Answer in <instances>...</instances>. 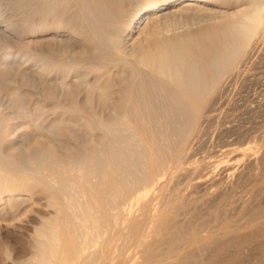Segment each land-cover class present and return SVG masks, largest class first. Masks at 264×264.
Here are the masks:
<instances>
[{"label": "bare ground", "instance_id": "bare-ground-1", "mask_svg": "<svg viewBox=\"0 0 264 264\" xmlns=\"http://www.w3.org/2000/svg\"><path fill=\"white\" fill-rule=\"evenodd\" d=\"M8 1L17 12L6 15L0 2V22L3 19L8 21L6 27L0 28V47L14 50L11 46L17 43L20 44V52L5 53L1 59L8 61L19 54L24 55L26 61L38 65L39 70L35 73L27 70L14 72L32 74V78L29 75L31 81L25 79L28 76L21 75L22 85L27 84L30 93H39L47 98L45 104L36 103L37 110L47 105L55 112L70 111L75 114L76 121H87L83 125L99 131L89 135V143L83 138L88 145L78 154L76 162L74 160L78 168H84V172L80 171L83 174L68 175L70 170L66 168L64 159L53 153L36 154L33 151L28 154L25 146L21 152L19 150L20 156L2 153L1 147L9 140L11 128H5L6 122H2L0 114V201L4 192H10L6 205L18 209L17 203L21 198L13 196L15 192L22 186L40 185L57 208L54 221H48V225L45 223L46 226L37 231L38 244L30 260L32 264H120L121 254L116 252L113 236L114 229L122 224L117 207L134 200L131 198L137 188V191H144L137 197L140 201L146 196L148 184L159 183L161 173L170 172L158 151L159 137L176 134L181 139L197 124L201 113L209 106L211 94L216 89L222 91L221 80L225 71L258 38L259 33L264 34V0L183 1L181 11L187 13L199 12L206 5L219 2L247 4L226 13L220 31L207 36L202 43L193 38L182 39L177 34L170 36L166 34L168 27L159 26L160 16L156 11L164 10L170 0ZM28 17L33 18L31 26L26 25ZM28 33L38 37L42 46L35 45L37 47L32 49L26 45L23 38ZM6 68L12 70L11 63L5 65ZM0 75L5 74L2 72ZM11 76L3 78L8 81ZM15 94L17 97L11 99L19 111L23 100L20 94ZM82 95L84 99L80 98ZM99 112H112L114 115L98 117L84 114ZM54 121L52 124L56 126L61 120ZM155 150L160 158H151ZM69 161L68 164L72 162ZM34 167L52 168L48 171L52 176L39 173L37 168L34 171ZM27 169L33 171L20 174ZM90 172L96 176L93 179L98 177L95 183L92 182L98 195L90 193L88 204H92L89 207L84 205V200L82 205L79 200L77 206L72 207L73 203L70 206L63 199L64 194L70 192L71 186L83 189L85 184L93 181L91 175L87 176ZM53 180L60 183L58 187L54 186ZM69 207V210L73 208L72 213ZM126 220L131 223L132 233H137L143 223L136 215L126 217ZM182 256L178 259L182 260ZM172 258L169 262L164 259L171 264ZM131 260L123 258L126 264H132ZM158 260L162 259L155 261Z\"/></svg>", "mask_w": 264, "mask_h": 264}, {"label": "rangeland", "instance_id": "rangeland-1", "mask_svg": "<svg viewBox=\"0 0 264 264\" xmlns=\"http://www.w3.org/2000/svg\"><path fill=\"white\" fill-rule=\"evenodd\" d=\"M183 1L186 0H170V4L164 10L156 11L157 16H160L157 23L161 28L168 27L166 34L170 36L177 34L182 39L193 38L199 43L206 41L207 36L220 31L227 14L247 5H240L237 2H219V4L206 5L204 7L206 10L202 8L199 12L187 13L181 11ZM0 2L6 15L17 12L8 0H0ZM160 13L168 15L161 17ZM28 18H30L29 21ZM28 18L26 25L31 26L33 18ZM6 23L8 24V21L3 19L0 22V28L6 27ZM136 34L137 32L134 35ZM257 39L225 71L221 80L222 91L216 89L211 94L209 106L201 113L197 124L181 139L176 134L171 136L165 134L162 138L159 137L160 150L158 151L161 153L160 157L167 162L170 172H162L159 183L148 184L146 196H143L140 201H137V197L144 191H137V188L131 198L134 200L126 201L117 207L122 224L117 230L114 229L113 236H115L116 252L121 254L118 260L120 264H126L123 261L126 257L132 259L130 262L132 264H143L147 260L149 264L154 262L162 264L166 263L167 259L169 262L172 257L171 262L173 261L174 264L177 262L181 264L187 259L184 264L187 262L189 264L190 260V264H264L263 32L262 35L259 33ZM23 40L32 49L37 47L35 45L42 46L38 37L31 33L25 34ZM16 45L11 46L14 50L0 47V67H2L0 74L2 72L5 74L0 75V87H2L0 88L2 119L1 115L0 119L3 123L6 122L5 128H11L9 140L3 144L1 151L20 156L25 146L26 150H24L28 151V154L33 151L36 154L50 152L64 159L66 168L70 170V173L67 172L68 175L79 176L80 171L85 170L83 167V169L78 168L74 160L76 162L78 154L90 142L89 135H94L99 130L90 125H83L87 121H76L75 114L70 111L55 112L47 105L41 108L42 111L40 108L36 109L38 108L36 103L45 104L47 98L39 93H30L27 84L22 85V76L25 74L15 73L20 70L35 73L39 70L38 65L36 67L30 60L26 61L24 55L19 54L15 58L11 55L12 59L8 61L1 59L5 53L20 52V44ZM10 63L13 71L7 68L6 70L9 71H6L4 67ZM28 73L25 79L31 81L32 74ZM10 74L13 76H11L13 81H11L12 78H8V81L3 78ZM13 92L20 94L19 97H22L21 101L23 100V109L18 107L19 111L17 107H14V100L11 99L17 97L14 96L15 93L12 94ZM80 98L84 99L85 96L82 95ZM37 113H39L38 116ZM84 114L98 117L114 115L112 112ZM54 120H61L63 123L59 121L54 126ZM142 133L145 134L146 131ZM83 138L88 143H84ZM21 143L24 145L20 146ZM158 156L156 150L151 154V158H160ZM65 159L72 162L69 161L70 164H68ZM72 163L74 164L71 165ZM36 168L34 171L37 170ZM40 169L37 170L39 173L44 172L52 176V173L48 172L53 170L52 168L51 170L50 168ZM27 170H23L24 173L20 171V174L26 175L33 171V169ZM61 171L58 172L59 175L62 174ZM56 172L55 174L58 175ZM93 174L90 172L87 175H91L93 181L90 182L91 184L83 183L85 184L83 189L79 186L69 187L71 189L68 191L72 190L73 194L70 192L68 193L72 196L68 193L64 194L65 202L68 201L70 206L73 203L72 207L79 203L89 207L92 204H88L90 193L98 195L94 186L98 177L96 180L93 179L96 177ZM52 182L55 187L60 184L56 180ZM9 193L4 192L1 195L3 199L0 201V264H32L30 260L32 261L38 244L37 231L45 223L48 225V221H54L57 208L40 185L22 186L18 192H15L13 196L21 198V201H18L19 204L17 203L18 209H15V203L14 209L6 205ZM82 200H84L83 203ZM12 210L15 212L13 213ZM129 211H131L130 216L136 215L143 222L141 228L137 229V233H132L134 230L130 227L131 223L126 220V217L130 218ZM69 212L72 213L73 208ZM103 237L104 235L100 237L101 240ZM138 238L142 240L138 241ZM174 255L177 259L183 255L182 260H175ZM184 255L187 259H183ZM156 257L162 260L155 261L158 259ZM150 259L155 260L150 262Z\"/></svg>", "mask_w": 264, "mask_h": 264}]
</instances>
